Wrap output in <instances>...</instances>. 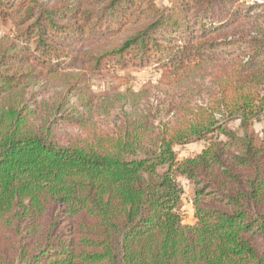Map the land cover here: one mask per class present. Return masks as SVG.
<instances>
[{"label":"trees","instance_id":"1","mask_svg":"<svg viewBox=\"0 0 264 264\" xmlns=\"http://www.w3.org/2000/svg\"><path fill=\"white\" fill-rule=\"evenodd\" d=\"M6 23L0 264H264V3L0 0ZM151 66L169 120L97 128L111 107L90 75ZM37 88L58 92L48 104ZM179 178L193 186L191 224Z\"/></svg>","mask_w":264,"mask_h":264},{"label":"rangeland","instance_id":"2","mask_svg":"<svg viewBox=\"0 0 264 264\" xmlns=\"http://www.w3.org/2000/svg\"><path fill=\"white\" fill-rule=\"evenodd\" d=\"M243 1H246L247 4L252 2L264 3V0ZM243 27L244 30H248L250 28V26L247 24H243ZM10 30L11 26L9 23L0 24V37L7 35ZM159 79L160 71L152 66L144 69L131 68L122 71L116 70L113 72L102 70L99 73L91 74L90 85L97 102L102 107L103 105L106 107L110 105L111 107L108 108L109 114L101 115L95 120L96 127L103 130L113 129V126H119L122 124V121L128 120L127 118L123 120V117H129L130 113H134L136 115L139 113H157L156 110L161 107L162 102L168 99V96L159 84ZM206 83L208 84L207 81ZM35 91L37 100L40 101L44 99L48 104L52 103L54 94L58 92L56 89H49V91L45 93V88H37ZM179 92L174 91L173 94L177 96ZM121 95L125 97V100ZM199 102H201V100ZM157 115V119L159 120H169L170 118V116L164 115V113H157ZM237 126V121H232L226 124L227 128L234 131L238 130ZM262 129H264V115H262L254 124V130L259 134V136H261L260 132ZM64 132L77 134L78 130L67 125H62L58 129V133ZM206 146L207 141H199L189 144L181 149L175 148V150L178 159L184 160L186 158L198 155ZM177 181L183 187L184 191L182 197L184 222L186 224H191L194 221L191 207L193 186L190 182L182 178H179Z\"/></svg>","mask_w":264,"mask_h":264}]
</instances>
